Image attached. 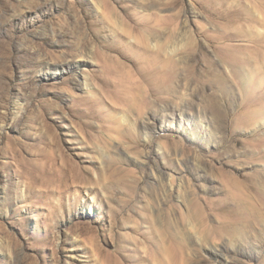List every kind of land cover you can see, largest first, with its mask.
<instances>
[{
    "label": "rangeland",
    "instance_id": "obj_1",
    "mask_svg": "<svg viewBox=\"0 0 264 264\" xmlns=\"http://www.w3.org/2000/svg\"><path fill=\"white\" fill-rule=\"evenodd\" d=\"M261 1L0 0V264H264Z\"/></svg>",
    "mask_w": 264,
    "mask_h": 264
},
{
    "label": "bare ground",
    "instance_id": "obj_2",
    "mask_svg": "<svg viewBox=\"0 0 264 264\" xmlns=\"http://www.w3.org/2000/svg\"><path fill=\"white\" fill-rule=\"evenodd\" d=\"M261 2H264L263 0L261 1ZM237 10V9H236ZM160 13V12H159ZM158 13V14H159ZM157 14V15H158ZM152 16H154V13L152 14V13H148L147 15H145L144 17H143V19H142V21L141 22H139V24H141V25H144V26H147V27H153V23H152V19H151V17ZM165 17V16H164ZM162 18V17H161ZM177 18V17H176ZM247 21V20H246ZM249 21V20H248ZM264 21V20H263ZM262 21V25H264V22ZM239 22V21H238ZM241 22V21H240ZM244 22V21H243ZM257 22V21H256ZM248 23V22H247ZM246 24V23H245ZM247 25V24H246ZM255 25H256V23H255ZM240 26V25H239ZM244 27H246V26H244ZM243 27V28H244ZM257 27V26H256ZM255 27V28H256ZM239 28V27H238ZM259 28V27H258ZM240 30H241V28H239ZM244 29H246V28H244ZM243 29V30H244ZM247 30V29H246ZM250 30V29H249ZM248 30V31H249ZM263 31V32H260V34H262V33H264V26H263V28H261L260 30L258 29V31ZM237 31H239V30H237ZM254 31V30H253ZM258 31H256V32H258ZM240 33V32H239ZM244 33H246V34H249L250 33V35H251V33L252 32H248L247 33V31L245 32L244 31ZM259 33V32H258ZM257 33V34H258ZM256 34V35H257ZM230 36V39H232V37H236V34H231V35H229ZM238 37V36H237ZM244 38V37H243ZM247 38V37H246ZM254 39V38H253ZM260 40V39H259ZM255 41V40H254ZM257 41V40H256ZM262 41V40H261ZM259 43H260V41H259ZM242 44V43H241ZM246 44V43H245ZM252 44V43H251ZM263 44V43H262ZM237 45V44H236ZM264 45V44H263ZM250 46H252V45H250ZM257 46H259V45H257ZM232 47H234V45L233 46H231V48ZM240 48L241 47H243V46H239ZM253 47V46H252ZM254 48V47H253ZM233 49H235V47L234 48H232V50ZM246 49V48H245ZM256 49V48H255ZM237 51V50H236ZM252 51H254V50H252ZM235 52V51H234ZM239 52V51H238ZM249 52V51H248ZM244 53V52H243ZM236 52H235V56H236ZM239 54V53H238ZM238 54H237V56H238ZM229 56V55H228ZM242 56V55H241ZM240 56V57H241ZM244 56V55H243ZM242 56V57H243ZM247 56H248V54H247ZM229 57H232V56H229ZM239 57V56H238ZM245 57V56H244ZM264 57V56H263ZM234 58V57H233ZM230 59H232V58H230ZM227 60V59H226ZM234 60V62H235V60L236 59H233ZM264 60V59H263ZM166 61V60H165ZM229 61V60H228ZM237 62V61H236ZM234 64V63H233ZM158 74V80L156 81V83H158V84H161V85H164L165 84V86H168L170 83H172V76H173V68L169 65V62H165L164 63V66L163 67H161V69H160V71H159V73H157ZM264 94V93H263ZM184 103V102H183ZM170 181V180H169ZM174 186L171 184V188H173Z\"/></svg>",
    "mask_w": 264,
    "mask_h": 264
}]
</instances>
